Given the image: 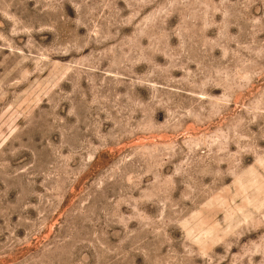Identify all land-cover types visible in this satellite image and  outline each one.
Returning a JSON list of instances; mask_svg holds the SVG:
<instances>
[{
	"label": "rangeland",
	"instance_id": "374dc122",
	"mask_svg": "<svg viewBox=\"0 0 264 264\" xmlns=\"http://www.w3.org/2000/svg\"><path fill=\"white\" fill-rule=\"evenodd\" d=\"M0 264H264V0H0Z\"/></svg>",
	"mask_w": 264,
	"mask_h": 264
}]
</instances>
